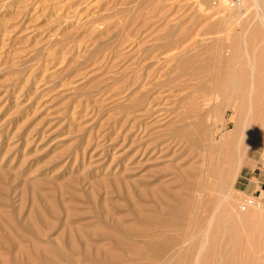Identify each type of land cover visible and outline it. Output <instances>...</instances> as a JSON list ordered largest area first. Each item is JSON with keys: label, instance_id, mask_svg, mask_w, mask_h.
Listing matches in <instances>:
<instances>
[{"label": "rangeland", "instance_id": "1", "mask_svg": "<svg viewBox=\"0 0 264 264\" xmlns=\"http://www.w3.org/2000/svg\"><path fill=\"white\" fill-rule=\"evenodd\" d=\"M0 264H264V0H0Z\"/></svg>", "mask_w": 264, "mask_h": 264}, {"label": "built area", "instance_id": "2", "mask_svg": "<svg viewBox=\"0 0 264 264\" xmlns=\"http://www.w3.org/2000/svg\"><path fill=\"white\" fill-rule=\"evenodd\" d=\"M243 1L244 0H224V5H226L228 9H237L242 5ZM254 203L256 204V201L254 199L248 198L244 203L240 205V208L245 209L248 205H254Z\"/></svg>", "mask_w": 264, "mask_h": 264}, {"label": "bare ground", "instance_id": "3", "mask_svg": "<svg viewBox=\"0 0 264 264\" xmlns=\"http://www.w3.org/2000/svg\"><path fill=\"white\" fill-rule=\"evenodd\" d=\"M213 3V2H212ZM216 4V1H214V5ZM257 3H255V5H256ZM162 85H163V83H162ZM166 85V84H165ZM238 108V107H237ZM237 116H239V115H237ZM238 118V117H237ZM235 158V157H234ZM230 161H231V159H230ZM233 164V163H232ZM230 169V168H229ZM231 170V169H230ZM226 171V170H225ZM229 172V171H228ZM226 175V174H225ZM229 175H230V172H229Z\"/></svg>", "mask_w": 264, "mask_h": 264}]
</instances>
